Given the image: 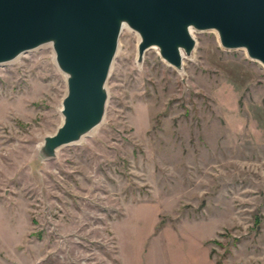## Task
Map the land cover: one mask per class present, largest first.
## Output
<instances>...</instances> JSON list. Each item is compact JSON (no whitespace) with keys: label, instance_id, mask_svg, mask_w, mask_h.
Instances as JSON below:
<instances>
[{"label":"rangeland","instance_id":"1","mask_svg":"<svg viewBox=\"0 0 264 264\" xmlns=\"http://www.w3.org/2000/svg\"><path fill=\"white\" fill-rule=\"evenodd\" d=\"M189 31L174 68L124 25L100 121L52 156L50 43L0 63V264H264V66Z\"/></svg>","mask_w":264,"mask_h":264},{"label":"water","instance_id":"2","mask_svg":"<svg viewBox=\"0 0 264 264\" xmlns=\"http://www.w3.org/2000/svg\"><path fill=\"white\" fill-rule=\"evenodd\" d=\"M122 25L138 35V59L153 46L179 68L194 45L189 30H214L222 48L243 49L264 66V0H0V63L50 43L65 75L62 120L43 138L46 156L100 121Z\"/></svg>","mask_w":264,"mask_h":264},{"label":"bare ground","instance_id":"3","mask_svg":"<svg viewBox=\"0 0 264 264\" xmlns=\"http://www.w3.org/2000/svg\"><path fill=\"white\" fill-rule=\"evenodd\" d=\"M122 27H124V25H122ZM122 27H121V28H122Z\"/></svg>","mask_w":264,"mask_h":264}]
</instances>
